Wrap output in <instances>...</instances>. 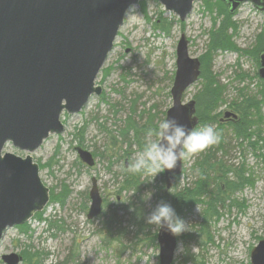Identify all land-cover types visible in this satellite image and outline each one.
Instances as JSON below:
<instances>
[{
	"label": "rangeland",
	"instance_id": "374dc122",
	"mask_svg": "<svg viewBox=\"0 0 264 264\" xmlns=\"http://www.w3.org/2000/svg\"><path fill=\"white\" fill-rule=\"evenodd\" d=\"M207 10L199 0L192 14L180 22L174 14L166 13L157 0H142L135 6L134 14L126 15L114 49L96 80L102 95L93 97L77 115L63 114L64 133L50 136L32 154L34 163L39 166L40 178L49 190V204L41 219L29 224L27 235L20 228L6 232L0 241V264H3V256L12 253L23 258L22 253L28 246L33 248L32 251L50 253L51 257L45 264L63 263L72 250L78 257L76 264H160L158 246L154 248L140 241L144 236H136L137 228L128 224L132 212H125V209L129 200L138 204L141 197L149 215L156 207V191L163 186L166 188L165 177L160 174L153 182V178L148 177L147 185L139 196L132 193L118 196L116 190L121 179L115 177L122 172L125 160L116 162V159L126 150V146L120 145L118 134L129 115V105L134 101L139 111L157 104L160 117L171 107L172 100L166 95L173 85L176 49L181 37L184 36L188 42L190 57L199 59L207 51L212 29L219 26V19L215 26L213 24L216 13ZM230 23L233 27L228 34L236 50L215 54L211 67L225 87L226 102L219 109L222 119L225 113H234L229 103L236 98L238 90L245 88L253 94L259 90L260 57L264 54L262 52L258 57L250 54L259 37L263 36L264 40L263 12L246 3L235 12ZM167 24L171 25L169 34L159 28ZM105 71L108 76H105ZM241 75L244 79L240 81L238 77ZM200 88L198 81L185 93L183 102L194 100ZM262 112L264 114V106ZM114 141H117L115 146L112 145ZM230 147L226 159L236 165L244 163L246 170L253 175L254 186L237 192L226 201L225 207L218 209L219 219L208 224L209 238L200 231L202 207H196L189 216L183 217L189 225L188 231L176 236L178 249L173 264H194L193 261L196 264H251L252 250L264 240L263 161L247 150L234 149V144ZM79 149L97 155L93 167L81 162ZM130 151L127 163L140 152L137 146ZM4 153L20 158L27 155L11 144L5 147ZM101 154L106 158L100 157ZM109 157H112V166ZM196 158L197 155L186 159L183 173L178 181H174L169 193L174 192L176 183L180 188L192 182L191 167ZM93 178L98 180L100 194L107 204L98 218L88 221L86 215L90 203L85 197L92 187ZM64 188L70 193L64 206L52 202L53 196H59ZM148 192L152 193L151 199L145 200L147 196L142 199ZM233 200L238 202L240 209L233 207L228 210L227 206ZM48 219L63 222L65 232L52 236ZM118 229L125 230L126 234L118 235ZM158 230L156 228L157 233Z\"/></svg>",
	"mask_w": 264,
	"mask_h": 264
},
{
	"label": "water",
	"instance_id": "95a60500",
	"mask_svg": "<svg viewBox=\"0 0 264 264\" xmlns=\"http://www.w3.org/2000/svg\"><path fill=\"white\" fill-rule=\"evenodd\" d=\"M142 0H0V241L10 229L28 224L48 205V188L40 178L32 154L50 136L62 135L63 114L77 115L93 97L102 95L96 80L101 73L126 13ZM166 13L184 22L199 0H157ZM233 15L250 3L264 12V0H223ZM176 72L170 90L171 107L165 119L174 117L188 128H196V102L184 103L185 93L198 82L201 63L191 58L188 42L181 37L176 49ZM259 76L264 79V54ZM225 118L236 116L225 113ZM11 144L25 158L3 153ZM82 163L95 164L92 154L78 150ZM183 172V161L165 171L166 190ZM87 218L102 211L98 183L92 179ZM160 264H173L177 237L166 229L157 235ZM251 264H264V240L251 252ZM3 264H21L12 253Z\"/></svg>",
	"mask_w": 264,
	"mask_h": 264
},
{
	"label": "trees",
	"instance_id": "16d2710c",
	"mask_svg": "<svg viewBox=\"0 0 264 264\" xmlns=\"http://www.w3.org/2000/svg\"><path fill=\"white\" fill-rule=\"evenodd\" d=\"M202 1L209 10H207L209 13H216V18H213L214 26L217 19L220 20V23L217 29H212L207 51L199 58L201 63V76L199 79L201 88L194 97L196 115L198 117L196 128L210 125L218 132L220 138L217 144L197 155L191 167V183L180 188L176 183L173 193H169L163 186L156 191L155 198L156 205L161 201L169 203L181 218L189 216L196 207H202L203 222L200 225V231L204 236L209 238L208 224L209 221L219 219L220 213L218 209L225 207L226 201L231 200L234 194L248 187H253L255 183L251 171L246 170L244 163L236 165L226 159L231 151V147H228L234 144L233 148L236 150H247L255 157L261 158L264 164V114L262 112L264 106V80L261 79V86L256 94L250 93L248 90L246 91L245 88L238 90L236 98L229 103V108L236 115L235 120L224 121L220 118L221 113L219 109L226 102L225 87L221 85L217 76L212 72L211 67L215 54L228 52L229 49L236 50L228 34V31L231 30L230 28L233 27L230 22L235 14L231 15L229 13V8L223 0ZM170 27L171 25L167 24V26L159 28L163 33L169 34ZM262 37H259L254 51L250 53L253 56L258 57L260 53L264 52V40ZM105 73V76H108L109 73L107 71ZM238 78L241 81L244 79V76L241 75ZM166 96L171 99L170 92ZM101 99L103 100L104 97ZM129 106V115L126 117L123 129L118 134L120 145L123 148L126 146L123 154L118 155L116 159V162H119L121 159L125 160L122 165V172L116 174L115 177L116 179H121L116 190L118 196L123 193H132L139 196L144 191L148 177L141 174L129 173L127 171V158L130 157V150L134 146H137L142 151L148 130L155 127L160 120L165 119L166 115L165 112L160 117L157 104L148 110L142 111H139V108H137L136 101ZM112 143L115 146L117 141ZM93 157H97V155L93 154ZM100 157L106 158L104 154H101ZM111 159L112 157H109L110 166L114 164L111 162ZM186 162V159L183 160V165ZM161 175L163 176L164 174L161 173ZM175 180L178 181L179 177ZM69 194L68 190L64 188L59 196H53L52 202L64 206ZM128 204L125 212L129 210L132 212L128 224L137 228L136 236H144V239L140 240L141 242L145 241L149 246L157 248L158 233L155 226L146 223L148 212L144 207L143 200L139 197L138 204L130 200ZM227 207L228 210L233 207L240 209L236 200L230 201ZM42 214L36 215L35 219H41ZM47 224L49 230L53 232L52 236L65 232L63 222L48 219ZM19 228L24 234L27 235L29 233L28 225ZM154 229L155 231L152 232ZM124 234H126L125 230L118 229V235ZM31 237L29 236L30 239ZM27 248L22 253V263L24 264H45L51 257L50 253L32 251L33 248L31 246ZM73 252L72 250L61 264H76L78 257ZM193 263L196 264L195 261Z\"/></svg>",
	"mask_w": 264,
	"mask_h": 264
},
{
	"label": "clouds",
	"instance_id": "9594fccd",
	"mask_svg": "<svg viewBox=\"0 0 264 264\" xmlns=\"http://www.w3.org/2000/svg\"><path fill=\"white\" fill-rule=\"evenodd\" d=\"M135 6L126 13L134 14ZM219 134L214 127L188 128L180 124L174 117L160 120L147 132L142 151L129 161L127 171L156 177L165 171L174 170L179 161L196 156L219 142ZM147 196V199L145 197ZM152 193H146L142 199L150 200ZM148 225L158 229H166L173 236H179L188 231V224L167 202L161 201L146 218Z\"/></svg>",
	"mask_w": 264,
	"mask_h": 264
},
{
	"label": "flooded vegetation",
	"instance_id": "af4514ba",
	"mask_svg": "<svg viewBox=\"0 0 264 264\" xmlns=\"http://www.w3.org/2000/svg\"><path fill=\"white\" fill-rule=\"evenodd\" d=\"M264 13V12H263ZM264 80V79H263ZM225 115V114H224ZM235 115V114H234ZM236 116V115H235ZM233 118H225V116H223V120L224 121H227V120H232ZM236 119V118H235ZM235 119H233V120H235ZM92 154V153H91ZM92 156H93V154H92ZM94 158V157H93ZM88 167V166H87ZM91 183H92V181H91ZM97 183H98V180H97ZM99 188V187H98ZM99 192H100V190H99ZM101 195V194H100ZM101 198H102V209H103V207L105 206V198L101 195ZM86 200H89V203L91 204V201H90V198H89V193H88V195L86 196V198H85ZM89 207H90V205H89ZM89 207H88V212H89ZM87 215H88V213H87ZM87 215H86V217H87ZM87 220L88 221H93V220H89L88 218H87Z\"/></svg>",
	"mask_w": 264,
	"mask_h": 264
}]
</instances>
